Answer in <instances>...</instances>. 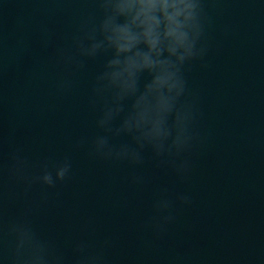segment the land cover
<instances>
[{"label":"clouds","instance_id":"clouds-1","mask_svg":"<svg viewBox=\"0 0 264 264\" xmlns=\"http://www.w3.org/2000/svg\"><path fill=\"white\" fill-rule=\"evenodd\" d=\"M45 7L37 11L50 20L67 11L60 5L71 0H36ZM92 10L78 17L72 32L56 42V32L42 20L38 28L40 47L50 50L46 59H36L40 70L31 67L22 87L31 88L54 70L48 95L67 97L76 89L75 77L87 72L89 63L102 59L92 76L87 103L94 113L95 133L72 140V149L83 151L91 161L129 169L123 177L129 186L145 188L152 182L141 169L170 173L178 183L190 181L195 159L209 146L211 133L205 128L203 98L190 81L194 68L208 69L210 57L221 51L217 39V18L226 13V0H85ZM227 38L234 34L231 23L219 26ZM25 38L0 29V117L8 102L5 78L19 69V52ZM146 74V75H145ZM17 87H21L17 85ZM23 95L16 106L22 107ZM49 109L54 105H47ZM127 137V139H121ZM0 134V264H117L112 256L119 237L97 238L95 220L86 218L79 235L67 249L34 224L28 204L15 216L6 214L7 204L19 195L27 196L39 186L40 204L49 202V191L68 185L75 178L71 153L33 162L20 145ZM22 187L21 193L10 186ZM54 195L59 198L60 191ZM194 204L189 192L155 190L151 213L140 221L139 247L152 250L164 241L178 222L179 213ZM126 206V202L122 205ZM127 264H149L143 257ZM152 264H157L153 261ZM163 264H193L192 258L176 255Z\"/></svg>","mask_w":264,"mask_h":264},{"label":"water","instance_id":"water-1","mask_svg":"<svg viewBox=\"0 0 264 264\" xmlns=\"http://www.w3.org/2000/svg\"><path fill=\"white\" fill-rule=\"evenodd\" d=\"M42 7L36 0H0V29L26 42L19 52V69H11L5 78L8 102L0 117V134L5 152L10 141L22 146L33 162L70 152L75 178L57 189L59 198L54 195L57 190H48L46 205L40 204L42 189L34 186L27 196L8 202L7 216L31 204L35 226L66 249L83 221L92 217L97 238L119 237L112 251L117 264L136 257L163 264L185 254L193 264H264V0H226L222 7L227 11L216 21L221 51L210 57L208 69L197 67L190 74L192 86L202 95L204 126L212 136L195 159L190 181L178 183L172 174L147 165L140 170L152 180L145 188L124 182L127 167L91 161L83 151L72 149L74 138L95 133L87 95L102 59L90 62L88 71L75 77L76 89L67 97H49L55 75L51 69L44 80L22 87L29 68L40 70L34 58L42 61L50 51L40 47V21L54 29L56 42L63 44L78 17L92 10L85 0H71L60 5L67 11L46 20L37 11ZM225 23L235 29L227 38L219 32ZM18 94L26 98L20 108L15 103ZM49 104L54 107L49 109ZM161 186L191 193L194 204L179 213L178 222L156 248L141 249L138 225L151 213L153 193ZM10 191L21 193L22 187L11 185Z\"/></svg>","mask_w":264,"mask_h":264}]
</instances>
